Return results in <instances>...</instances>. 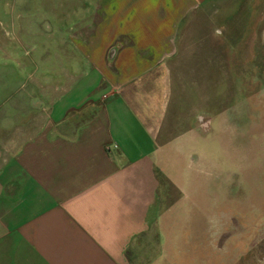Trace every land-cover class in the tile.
Masks as SVG:
<instances>
[{
  "label": "crops",
  "instance_id": "0c3cea01",
  "mask_svg": "<svg viewBox=\"0 0 264 264\" xmlns=\"http://www.w3.org/2000/svg\"><path fill=\"white\" fill-rule=\"evenodd\" d=\"M213 1L79 0L90 17L69 38L86 71L73 56L57 87L49 73L36 83L37 102L15 92V120L0 106V264H153L163 187L193 190L187 161L204 141L172 64L193 57Z\"/></svg>",
  "mask_w": 264,
  "mask_h": 264
},
{
  "label": "rangeland",
  "instance_id": "374dc122",
  "mask_svg": "<svg viewBox=\"0 0 264 264\" xmlns=\"http://www.w3.org/2000/svg\"><path fill=\"white\" fill-rule=\"evenodd\" d=\"M78 3L0 0V106L6 120H15L16 91H33L37 102L36 83L49 73V84L57 87L73 56L86 71L69 38V29L90 17L77 13L83 10ZM206 9L207 24L193 35L200 43L183 50L193 57L172 64L176 100H184L187 116H194L191 128L204 139L187 161L194 188L184 189L176 167L173 181L181 182L163 187L161 237L146 244L147 255L153 264H264V0H214ZM197 69L204 80L197 81ZM187 80L191 94L184 91Z\"/></svg>",
  "mask_w": 264,
  "mask_h": 264
},
{
  "label": "water",
  "instance_id": "95a60500",
  "mask_svg": "<svg viewBox=\"0 0 264 264\" xmlns=\"http://www.w3.org/2000/svg\"><path fill=\"white\" fill-rule=\"evenodd\" d=\"M200 120L202 121V118H200ZM209 124H210V121H208V122H204V123H203V126L207 127Z\"/></svg>",
  "mask_w": 264,
  "mask_h": 264
}]
</instances>
